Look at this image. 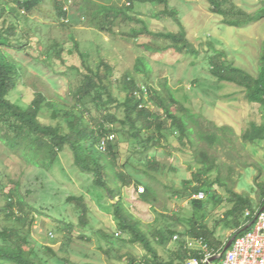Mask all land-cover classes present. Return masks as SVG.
<instances>
[{
    "label": "rangeland",
    "instance_id": "rangeland-1",
    "mask_svg": "<svg viewBox=\"0 0 264 264\" xmlns=\"http://www.w3.org/2000/svg\"><path fill=\"white\" fill-rule=\"evenodd\" d=\"M1 1L12 4L10 0ZM39 1L21 26L32 40L29 52L5 49L16 61L18 76V84L9 100L26 109L33 96L40 93L55 105L71 110L75 101L70 90L76 74L71 67L81 66L79 53L86 54L91 64L99 56L107 57L116 65L119 77L131 73L141 86L159 89L166 82L196 122L192 126L191 142L180 143L177 134L170 130H164L163 137L153 131H143L137 138L128 131L110 137L116 152V169L130 180L139 181L138 188L148 191V199L143 201L133 185L126 187L117 181L122 201L164 258L167 249L175 245L173 242L165 248L158 245L153 241L156 230L168 227L176 235L184 234L191 218L209 228L215 226L218 239L229 238L233 230L221 222L229 207L226 189L248 196L253 207L261 202L259 185L264 182V140L251 144L244 142L241 136L249 123L264 124V106L250 103L242 88L218 83L211 77L204 46L206 42L212 43L223 50L235 66L256 77L264 54V17L246 26H228L221 23L219 16L209 12L205 0H168L169 7L178 13L187 41L198 49V55L192 56L169 49V41L152 35L130 37V30L141 28V24L117 21L111 33L99 32L89 25L81 1L67 2L68 22L62 27L53 18V0ZM98 1L115 6L126 3V0ZM233 2L236 8L253 16L264 7V0ZM132 4L135 16L144 21L149 31H180L171 18L159 13L161 6L139 0H133ZM53 42L62 48L58 56L52 52ZM138 58L149 68V77L134 74ZM144 104L155 118L162 117V112L148 100ZM87 106L91 117L86 120L93 124L98 115ZM118 116L121 115L118 113ZM41 117L46 123L50 122L47 109H43ZM148 133L159 137L160 141L158 146L150 143L145 150L148 144L142 141ZM205 134L216 135L214 144L200 140L198 136ZM200 151H205L217 165L207 174L202 173L197 162ZM152 160L156 169L148 166ZM197 177L207 181L218 178L224 184L214 186L220 200H209L208 209L201 211L190 204L197 194L191 192L190 186L198 185ZM15 182L24 202L23 221L28 223L31 217L34 220L30 247L46 260V264H144V251L139 245L122 242L121 239L127 237L124 233L119 239L111 238L120 230L112 207L117 198L109 197L94 186L93 177L74 166L68 149L51 164L46 161L35 165L0 141V231L11 225L2 212L1 188ZM69 196L84 198L88 212L82 220L78 208L65 202ZM207 197L205 194L203 200ZM44 247L53 250L57 258L46 255Z\"/></svg>",
    "mask_w": 264,
    "mask_h": 264
},
{
    "label": "trees",
    "instance_id": "trees-1",
    "mask_svg": "<svg viewBox=\"0 0 264 264\" xmlns=\"http://www.w3.org/2000/svg\"><path fill=\"white\" fill-rule=\"evenodd\" d=\"M10 1L12 4L9 1L0 2V141L9 150L15 153L20 152L27 161L35 165L40 162L46 163V161L51 164L60 153L68 149L72 154L74 166L81 172L91 175L94 186L102 189L106 195L117 198L112 207L120 235L116 236V232L111 238L119 239L124 233L127 237L121 239L122 242L139 245L144 251V264H184L188 256V251L183 247L185 236L202 237L210 246H222L226 239L220 240L216 237L215 226L209 228L201 221L191 218L189 228L184 231V234L177 233L179 237L177 241H173L172 238L176 232L170 228L156 230L153 241L158 245L164 248L170 242L175 245L174 248L167 249V256L164 258L143 231L139 220L129 213L122 201L117 181L122 186L133 185L137 191L141 184L137 180H130L128 175L116 169V152L110 137L126 131L132 132L134 138L139 137L143 131H153L159 137H163L162 132L170 130L177 134L180 143L185 140L191 142L192 126H195L196 122L175 98L171 87L166 82L162 83L159 89L141 86L131 73L119 77L116 65L107 57L99 56L97 61L91 64L86 54L79 53L81 66L71 67V70L76 73L70 90L71 97L75 101L71 110L55 105L40 93L33 96L26 109L17 107L9 100L10 93L18 84V76L14 66L16 61L5 52V49L29 52L28 48L32 40L21 26L26 23L27 16L33 13L40 2L39 0ZM69 1L83 3L89 25L99 32L111 33L117 21L141 24V28L130 30V37L136 39L140 35H152L169 41V49L177 53L198 55V49L187 41L178 13L169 7L168 0L139 1L161 6L159 13L171 18L180 27L177 33L149 31L144 21L135 16L133 0H126L122 6L104 4L98 0H53V18L62 27L65 26L64 22H68L66 4ZM205 2L209 12L219 16L221 23L228 26H246L264 17V7L257 16H253L236 8L233 0H205ZM52 46V52L54 54L56 52L58 56L62 48L57 47L56 42H53ZM204 47L207 71L211 77L218 83H229L242 88L250 103L264 106V54L260 58L258 74L254 77L235 66L226 53L217 49L212 43L206 42ZM75 48L77 49L76 43ZM134 74L149 77L150 70L142 58L137 59ZM146 100L162 112L161 118L154 117L153 112L144 104ZM87 105L91 106L98 115L96 121L91 118L94 121L93 124L86 120L91 117ZM44 108L49 111V123L41 117ZM118 113L121 116H118ZM159 137L156 138L154 134L148 133L142 141L145 145L148 144L145 150H148L150 143L158 146ZM198 137L209 144H214L217 138L214 134ZM241 137L244 142L251 144L264 140V124L249 123ZM102 140L105 141V152L98 150V144ZM197 162L201 165V171L204 174L217 167L215 161L205 151L198 153ZM148 166L154 169L157 167L154 160L150 161ZM197 182V186H190L191 192L194 194L203 192L208 197L203 201L192 199L190 204L197 211L206 210L209 207V200L215 201L217 198L220 200L214 186L224 184L218 178L207 181L197 177ZM259 188L261 202L257 207L264 204V182L259 185ZM225 192L229 207L224 211L221 222L226 228L233 230L229 237L231 239L246 231L241 228L245 221L244 212L254 210L255 207L248 196L238 194L230 188ZM1 193L4 198L2 212L11 225L0 231V264H46V260L30 247V233L34 220L31 217L28 223L23 221L24 202L19 196L16 182L10 183L4 189L1 188ZM147 196V188L139 194L143 201L148 199ZM65 202L78 208L81 212V220L88 212V206L81 196H69ZM43 249L46 255L50 254L53 258H57L50 248Z\"/></svg>",
    "mask_w": 264,
    "mask_h": 264
},
{
    "label": "built area",
    "instance_id": "built-area-1",
    "mask_svg": "<svg viewBox=\"0 0 264 264\" xmlns=\"http://www.w3.org/2000/svg\"><path fill=\"white\" fill-rule=\"evenodd\" d=\"M98 150L105 152V141L99 142ZM143 192V188L138 189L139 194ZM194 197L196 200H203L205 195L203 192H198ZM244 218L241 228L246 231L241 235L233 236L226 250L224 248L229 238L222 246L213 247L202 237L185 236L183 247L188 251V256L184 264H264V204L255 207L254 210H246ZM247 226L248 228L245 229ZM115 235L119 236L120 232ZM49 236L52 238L53 234L49 233ZM172 239L177 241L179 237L174 235Z\"/></svg>",
    "mask_w": 264,
    "mask_h": 264
},
{
    "label": "water",
    "instance_id": "water-1",
    "mask_svg": "<svg viewBox=\"0 0 264 264\" xmlns=\"http://www.w3.org/2000/svg\"><path fill=\"white\" fill-rule=\"evenodd\" d=\"M247 228H248V226L245 227V229H247ZM232 239H233V238H231L230 240H228V242H227V244H226L224 250H226V249L230 246V244H231V242H232Z\"/></svg>",
    "mask_w": 264,
    "mask_h": 264
}]
</instances>
